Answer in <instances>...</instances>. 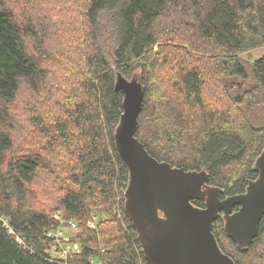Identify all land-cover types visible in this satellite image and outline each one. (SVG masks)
Listing matches in <instances>:
<instances>
[{
    "label": "trees",
    "instance_id": "trees-1",
    "mask_svg": "<svg viewBox=\"0 0 264 264\" xmlns=\"http://www.w3.org/2000/svg\"><path fill=\"white\" fill-rule=\"evenodd\" d=\"M78 3L32 0L28 12L0 0V264H149L124 207L129 171L115 145L124 99L116 89L118 72L142 78L145 104L136 136L151 155L187 170L206 169L210 184L224 189L222 197L243 193L259 174L264 53L250 73L240 54L264 46V0H85L82 14ZM183 8L189 11L182 12V26L163 32L197 41L204 58L182 46L171 54L160 46L164 57L155 51L163 44L157 22ZM104 15L115 34L114 67L96 31ZM62 56L79 57L74 88L62 83L69 79ZM205 60L211 70L203 68ZM162 62L156 105L155 69ZM209 71L221 83L212 86ZM23 86L34 94L43 89L44 108L31 101L40 98L20 95L29 101L13 121L11 106ZM256 108L260 120L252 117ZM99 210L105 217H97L93 229L88 223ZM56 213L78 225L73 241L80 250L63 261L49 252L54 239L47 232L62 225ZM213 232L237 264H251L250 256L264 248V216L246 249L226 234L222 214Z\"/></svg>",
    "mask_w": 264,
    "mask_h": 264
},
{
    "label": "water",
    "instance_id": "water-1",
    "mask_svg": "<svg viewBox=\"0 0 264 264\" xmlns=\"http://www.w3.org/2000/svg\"><path fill=\"white\" fill-rule=\"evenodd\" d=\"M116 89L124 94L115 130L117 151L129 171L124 207L148 263L237 264L221 249L214 221L222 214L226 234L241 249L258 236L264 216V149L254 164L258 177L243 193L222 197L224 189L210 184L206 169L187 170L160 161L137 138L145 104L141 76L129 79L118 72Z\"/></svg>",
    "mask_w": 264,
    "mask_h": 264
},
{
    "label": "rangeland",
    "instance_id": "rangeland-1",
    "mask_svg": "<svg viewBox=\"0 0 264 264\" xmlns=\"http://www.w3.org/2000/svg\"><path fill=\"white\" fill-rule=\"evenodd\" d=\"M12 4L16 5L17 7H21L25 10H27L28 12H30L31 10V1L32 0H10ZM38 1V5L41 4V0H36ZM79 1V7H80V13L82 14L84 9H83V2L85 0H78ZM35 1L32 2V4H34ZM176 9V8H175ZM173 9L170 13L166 14L159 22H157V24H159V31H160V35H161V41H162V45H157L156 48H155V51L156 52H161V47L160 46H165L166 47V50H167V54H171L169 53V51H172V52H176L179 50V46H182L185 47L187 49V51H189V53L191 55H193L194 57H202L204 58V53L200 52L199 49H198V46L197 45V41H189V39L186 37V36H183V34L181 35H175L173 37H168V35H172V34H165L163 31L167 28H177L178 26H182V22L183 20H186V15H183V11L185 13V11H189V9L187 8L185 10V8L181 9V10H175ZM50 14V12H49ZM30 15V13H29ZM50 17V15H48ZM51 18V17H50ZM181 18V19H180ZM183 19V20H182ZM191 19V17H189V20ZM185 22V21H184ZM71 28H73L74 30L77 31V33H79L78 31L80 30V25L78 24H72ZM90 28V26H89ZM88 28V30H89ZM53 29V28H52ZM54 30V29H53ZM96 31H97V36H98V41H99V44L101 46V48L103 49L107 59L109 60V62L111 63L112 67H114L115 65L113 64V60H114V52L116 50V44H115V39H114V31L112 30V24H111V20L107 17V15H104L102 16L100 19H99V22H98V26L96 28ZM90 35H91V32H90ZM66 41H64V44H65ZM207 43V42H206ZM181 50V49H180ZM264 53V46L262 47H257V48H254V49H251V50H248V51H245L243 53L240 54V57L242 58V61L243 63L245 64L247 70L249 71V73L251 72V66L253 64V62L258 58L260 57L262 54ZM162 55V57H164V54L163 51L160 53ZM74 55V54H73ZM71 54V56H73ZM63 57V56H62ZM69 56H67L66 58L63 57L62 58V61L66 62V65L64 66H67V72L65 73L64 75V79L66 77H69L68 80H62V83L66 86H68L69 88H74L75 85L73 84V81L75 82L78 78H80V76H78V74H80V69H81V63H80V60H79V57L76 56V58L74 59L73 57L71 58L70 62H69V59H67ZM149 61H154L152 56H149ZM166 61V60H164ZM179 63V62H178ZM178 65H181V63H179ZM165 66V62H162L161 64V67L158 69V67H156L155 69V72H156V75L154 77V80L157 84V90H155V94L153 96V98L156 100L154 101L153 103H155L157 105L158 103V98L159 96L161 95L160 92L163 91V78L165 76V72H166V67L164 68V70H162V68ZM203 68H206L207 70H211V66L209 65V62L208 61H204L203 63ZM162 70V71H161ZM209 74H210V84L213 86L215 85L216 83H221V81L219 79H216L214 76H213V73L211 71H209ZM235 78H232L231 80L232 81H235L234 80ZM249 83L248 84H251L252 83V79H250L248 81ZM68 88V89H69ZM60 89H61V86H60ZM21 93L18 94V98H17V101L11 106V109H12V119L13 121H18L20 120V115H19V106L20 104H24V102H28L29 99H26V98H34V99H38L40 98L38 101H33L31 100L34 105L38 108L37 105H39V107H41V109L44 108V105H43V102H42V99H44V94L45 92L43 91V89H40L37 93H32L33 91L27 87V86H23L21 88ZM32 91V92H31ZM62 91V90H61ZM69 94H73L72 91H69L67 92V96H69ZM20 95L21 96H24L22 98H20ZM262 111L258 108H256L255 110H253V114H252V117L257 119V120H260L262 118ZM146 124H147V127H148V122L146 121ZM19 132V130H18ZM20 133V132H19ZM97 215L94 220H91L89 221V226L91 228H95L96 227V222H95V219H97V217L99 218L100 216L102 217H105V214L103 211L99 210L97 212ZM91 223L94 225V226H91ZM264 250V248L262 249H258L255 253V255H251L250 258L248 259V261L251 263V264H264V254H260V259L257 257V255L259 253H261V251ZM255 258H257V260H255ZM254 261H256V263H254Z\"/></svg>",
    "mask_w": 264,
    "mask_h": 264
},
{
    "label": "built area",
    "instance_id": "built-area-1",
    "mask_svg": "<svg viewBox=\"0 0 264 264\" xmlns=\"http://www.w3.org/2000/svg\"><path fill=\"white\" fill-rule=\"evenodd\" d=\"M55 218L60 219L62 225L47 232V235L54 239V244L49 252L53 260L58 259L63 261L80 250L79 243L73 241V237L76 236L78 231V225L75 220H61V215L58 213L55 214ZM91 226L94 225L91 223ZM65 228H67L68 231Z\"/></svg>",
    "mask_w": 264,
    "mask_h": 264
},
{
    "label": "flooded vegetation",
    "instance_id": "flooded-vegetation-1",
    "mask_svg": "<svg viewBox=\"0 0 264 264\" xmlns=\"http://www.w3.org/2000/svg\"><path fill=\"white\" fill-rule=\"evenodd\" d=\"M237 209H238V206H237Z\"/></svg>",
    "mask_w": 264,
    "mask_h": 264
}]
</instances>
